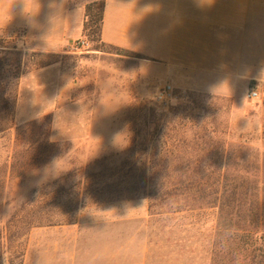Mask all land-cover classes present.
I'll list each match as a JSON object with an SVG mask.
<instances>
[{
    "label": "rangeland",
    "instance_id": "1",
    "mask_svg": "<svg viewBox=\"0 0 264 264\" xmlns=\"http://www.w3.org/2000/svg\"><path fill=\"white\" fill-rule=\"evenodd\" d=\"M75 43L58 53V62L23 74L15 112L9 101L10 107L0 113V239L4 233L6 238V245L0 240V264H8L14 252H24L23 264H214L213 210L198 217L168 211L152 215L147 199L90 206L75 224L35 227L11 249V232L20 231L8 222L34 189L97 158L114 156L121 163L130 137L150 136L155 120L164 123L177 114L186 117L188 140L199 125L230 143L248 139L251 152L259 148L264 155V85L252 84L257 99L248 96L249 88L227 98L172 86L174 98L164 106L155 96L168 83L143 74L141 58L96 50L90 42L76 49ZM2 50L32 51L22 31L0 33ZM1 85L11 88V79L4 78ZM45 119L57 152L20 176L12 171L16 129ZM7 127L12 128L3 132Z\"/></svg>",
    "mask_w": 264,
    "mask_h": 264
},
{
    "label": "trees",
    "instance_id": "2",
    "mask_svg": "<svg viewBox=\"0 0 264 264\" xmlns=\"http://www.w3.org/2000/svg\"><path fill=\"white\" fill-rule=\"evenodd\" d=\"M105 7L106 0L86 3L84 39L94 44L96 50H114L142 58L139 53L103 42ZM60 57L61 54L51 52L2 50L0 113L10 107L9 101L11 111L15 112L23 74L48 67ZM4 78L11 79V88L1 85ZM184 121L186 117L177 114L164 123L155 120L150 136L130 137V149L121 163L114 156L97 158L51 184L34 189L8 222L16 224L20 231L11 232V249L18 238L35 227L75 224L79 213L90 206L147 199L152 215L168 211L198 217L213 210L214 264H264V155L259 148L251 152L248 139L230 143L229 139L215 136V132L207 133L205 127L202 131L203 126L199 125H195L197 130L188 140L183 131ZM50 124L45 119L17 127L12 171L17 170L22 176L53 158L57 143L50 139ZM71 180L74 181L69 185ZM5 239L4 233L0 239L4 245ZM23 257L24 252L11 253L8 264H23Z\"/></svg>",
    "mask_w": 264,
    "mask_h": 264
},
{
    "label": "crops",
    "instance_id": "3",
    "mask_svg": "<svg viewBox=\"0 0 264 264\" xmlns=\"http://www.w3.org/2000/svg\"><path fill=\"white\" fill-rule=\"evenodd\" d=\"M88 1L0 0V33L60 53L83 39ZM102 40L139 53L143 74L179 90L237 98L264 85V0H106Z\"/></svg>",
    "mask_w": 264,
    "mask_h": 264
},
{
    "label": "built area",
    "instance_id": "4",
    "mask_svg": "<svg viewBox=\"0 0 264 264\" xmlns=\"http://www.w3.org/2000/svg\"><path fill=\"white\" fill-rule=\"evenodd\" d=\"M89 45V42H87L85 39H81L76 41L74 48L79 49L83 48ZM248 96L252 99H257L259 97V92L256 88L251 87L249 89ZM174 98V89L172 85L167 84L162 89L159 90V92L155 96V100L160 105L167 106L169 105L170 101Z\"/></svg>",
    "mask_w": 264,
    "mask_h": 264
}]
</instances>
